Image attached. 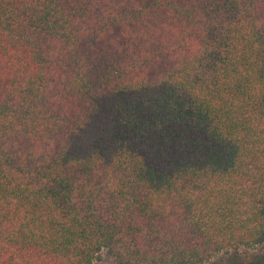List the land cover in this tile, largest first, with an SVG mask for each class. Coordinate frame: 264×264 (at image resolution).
I'll use <instances>...</instances> for the list:
<instances>
[{
    "label": "trees",
    "instance_id": "trees-1",
    "mask_svg": "<svg viewBox=\"0 0 264 264\" xmlns=\"http://www.w3.org/2000/svg\"><path fill=\"white\" fill-rule=\"evenodd\" d=\"M255 245L264 0H0V264Z\"/></svg>",
    "mask_w": 264,
    "mask_h": 264
},
{
    "label": "rangeland",
    "instance_id": "rangeland-1",
    "mask_svg": "<svg viewBox=\"0 0 264 264\" xmlns=\"http://www.w3.org/2000/svg\"><path fill=\"white\" fill-rule=\"evenodd\" d=\"M99 264H114L105 251ZM204 264H264V245L241 248L237 251L220 253Z\"/></svg>",
    "mask_w": 264,
    "mask_h": 264
}]
</instances>
